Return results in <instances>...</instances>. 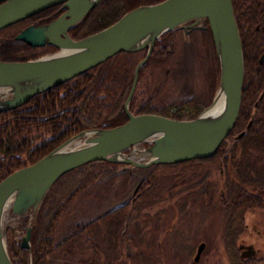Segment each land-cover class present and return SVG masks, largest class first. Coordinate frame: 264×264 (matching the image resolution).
Returning <instances> with one entry per match:
<instances>
[{
  "label": "trees",
  "instance_id": "1",
  "mask_svg": "<svg viewBox=\"0 0 264 264\" xmlns=\"http://www.w3.org/2000/svg\"><path fill=\"white\" fill-rule=\"evenodd\" d=\"M159 1L162 0H100L69 29V35L75 40L83 38L107 27L141 4ZM231 2L241 39L244 67L236 122L230 137L222 140L212 156L190 159L174 166L199 165L204 160L214 164L222 161L219 167L228 177L238 172V185L228 179L223 191L217 195L226 219L222 231L224 253L230 264H259L262 260L260 246L255 245L256 256L243 259L236 242L247 229V212L264 207V196L252 188L255 182H264V59L261 63L258 61L264 51V0ZM60 6L48 7L0 29V60L26 61L55 51L56 47L51 45L33 47L15 39V36L30 24L53 20L63 12ZM184 41L180 28L169 30L155 40L149 58L138 72L129 102L132 114L155 113L173 119H191L210 105L220 73L214 43L210 42L209 52L206 42H199L195 56L203 78L201 86L204 87L194 93H186L184 86L174 81L176 75L184 81L187 78L182 67V63L187 61L182 57L187 54L177 50ZM145 53V48L135 52L121 51L75 77L33 95L22 105L1 111L0 181L13 171L32 164L82 130L109 128L124 123L127 116L123 104L132 84L134 68ZM168 84H173V88L177 86L178 93L166 92ZM240 132L243 134L237 137ZM229 141L236 146H227ZM221 150L226 153L222 155ZM162 166L134 168L135 174L143 175L142 193L133 201L119 206L114 203L129 195L135 181L129 170L120 168L117 163L99 160L64 173L53 183L37 211L21 216L15 231H6L7 251L12 263L45 264L47 256L57 249H66L76 238H83L88 247L102 253L97 243L94 246L90 244L93 225L99 220L111 219L119 223L117 237H125L120 235L121 227H127L136 216L137 201L156 190V171ZM146 185L149 187L145 188ZM90 200L96 204L102 201L114 203L92 215ZM103 212L105 214H101ZM28 225L31 226L30 251L21 248L18 243L16 249L13 246L14 233L22 235ZM14 256L18 257L17 261Z\"/></svg>",
  "mask_w": 264,
  "mask_h": 264
},
{
  "label": "water",
  "instance_id": "2",
  "mask_svg": "<svg viewBox=\"0 0 264 264\" xmlns=\"http://www.w3.org/2000/svg\"><path fill=\"white\" fill-rule=\"evenodd\" d=\"M100 0H0V29L21 21L48 7L61 4L63 12L44 24H30L15 39L33 47L51 45L50 54L26 61L0 60V111L16 108L35 94L48 90L102 63L121 52L146 49L136 64L133 80L124 101L127 120L109 128L82 130L33 162L0 181V264H13L1 225L3 211L10 205L18 217L36 212L53 183L64 173L93 161H107L146 168L174 164L212 156L233 128L241 102L244 77L242 45L231 0H162L141 4L107 27L80 39L69 29L77 24ZM208 21L219 64V83L213 99L196 117L173 119L155 113L132 114L129 102L136 87L138 72L149 58L155 40L163 33L182 27H194ZM191 22L187 25L186 23ZM195 28V27H194ZM258 28V26H256ZM264 52L259 57L261 63ZM223 94L222 109L213 116L204 113ZM256 105V104H255ZM240 132L237 137L241 136ZM153 137V140L149 138ZM80 139L77 146L72 144ZM151 143L135 152L145 160L132 159L134 148L143 141ZM72 141L71 146L63 148ZM105 214V212L101 213ZM31 226L20 238V247H31ZM205 243L201 242L193 261H198ZM240 257L256 254L253 244H239Z\"/></svg>",
  "mask_w": 264,
  "mask_h": 264
},
{
  "label": "rangeland",
  "instance_id": "3",
  "mask_svg": "<svg viewBox=\"0 0 264 264\" xmlns=\"http://www.w3.org/2000/svg\"><path fill=\"white\" fill-rule=\"evenodd\" d=\"M193 49L191 46V50L188 53L190 55L186 61V66L190 71L188 75L192 74V76L186 78L185 81H187V86L194 88L196 91L204 86H201L203 78L200 76L196 63L195 54L198 50ZM50 53L52 52L44 53L41 56ZM174 77L175 83H185L179 75ZM188 81H190V84ZM168 85L165 89L166 92L178 93L177 86L173 88V84ZM229 135L230 133L227 134V136ZM82 142L83 139H80L74 142L72 146H77ZM134 147L136 150L143 149L141 142ZM130 150L132 149L124 151V155ZM254 152L257 153L256 151ZM132 155V159L145 160V156L136 152H133ZM202 163L203 165L205 164V162ZM219 163H213L212 167L208 166V171L206 167L194 169L189 164L176 167L167 165L156 171L157 185L156 190L153 192L154 194L157 192L158 196L156 194L154 200H152L154 195L152 192L147 196V200L144 199L139 204L141 210L138 219L143 227V235L140 232L139 236L142 238H138L136 226H134L137 215L129 222L132 224H128L129 226L127 227L129 237H132L133 240L137 239L133 242L137 246L135 250L142 249L144 255L148 257V260H144L143 264H230L224 253V240L222 238L226 219L222 207L217 201V195L219 192L221 193L220 182L222 180L227 181L229 177L226 173H223L224 178H221ZM134 183L135 181L132 182L131 189ZM254 184L252 188L264 196V182H255ZM125 198L117 200L115 203ZM113 203L102 201L100 204H96L91 201L90 212L92 215H96L108 209ZM246 216L249 221L255 223L254 228L260 232V235L256 233L255 229L247 228L238 237L237 241L244 240L247 244L253 241L256 246H260L259 256L262 257V260L259 264H264V207L250 210ZM19 219L17 215L11 212L10 205H7L1 218L2 228L5 232L10 229L15 231ZM111 222L114 221L102 219L96 222L95 226L98 228L101 238L105 233V226ZM14 235L13 246L17 249V245L19 244L20 246V236L22 235H19L18 232H15ZM77 239L71 241L66 249L53 251L52 254L46 257L45 264H86L91 259L90 251L86 247L79 246ZM200 241L205 242V247L200 259L194 263L193 258ZM5 243L7 248L6 233ZM16 243L18 244L16 245ZM14 260L17 261L18 257L14 256Z\"/></svg>",
  "mask_w": 264,
  "mask_h": 264
},
{
  "label": "flooded vegetation",
  "instance_id": "4",
  "mask_svg": "<svg viewBox=\"0 0 264 264\" xmlns=\"http://www.w3.org/2000/svg\"><path fill=\"white\" fill-rule=\"evenodd\" d=\"M189 23H191V22H188L185 25H187ZM194 27H191V28L182 27V28H180L181 34H182V36H184L185 41H184V44L182 46H179L177 48V50L184 51L183 53L187 54L186 56L182 57V60L183 59L187 60V57L190 55L188 53L191 50V46L194 48L193 50H197V48L200 47L199 42L204 43L201 40H204L206 42L207 50H209V52H211L210 42L212 41V43H213V40L211 39V41L209 42V35H211V31H210V28L208 25V21L203 20L201 23L196 24ZM202 36H206V38H204ZM210 38H212V36ZM173 62H174V64H177L176 61H173ZM182 67L184 69V72L187 74V78H190L192 76V74L188 75V72L190 73V71H189L188 67L186 66V62L182 63ZM186 82L187 81H185L184 84L182 83V85L184 86V90H185L184 92L194 93L195 92L194 88L187 86ZM188 83L190 84V81H188ZM233 137H235V135ZM226 145L227 146H233V145L236 146L234 144V142H230V141L227 142ZM220 153H222V155H223L226 152L224 150H221ZM202 162H205L206 166H205V164L203 165ZM202 162H200L199 165L195 164L196 166L192 165V164H189V166L191 168H194V169L206 167L207 171L209 170V168H207L208 166L209 167L213 166V163H211V162L208 163V160H204ZM219 162H220L219 164L222 163V161H219ZM179 163H181V162H179ZM179 163H174V164H179ZM174 164H162L163 165L162 167H165L167 165H169L170 167H176V166H174ZM119 166H120V168L129 170L134 175L135 183H134V186L131 189V192L129 193V195L124 200L115 203L118 206L125 204L129 200L133 201L134 197L139 196L142 193L141 185L143 183V175L135 174L133 171L134 168L138 169L139 167H134L131 165H126V164H119ZM151 166H149V167H151ZM140 169H143V168H140ZM219 172L221 173V178L223 179L224 178V174H223L224 169L222 167H220ZM237 177H239L238 172L236 175H234V174L230 175L229 179L232 182H234V184L238 185ZM225 182L226 181H224V180H222V182H220L219 187H220L221 192L224 189ZM148 187H149V185L145 186V188H148ZM152 194H154V192ZM156 194H157V192H156ZM156 194L153 195L152 200H154V196ZM157 196H158V194H157ZM144 199L147 200L148 197L147 198L146 197L141 198L139 201H137V211H136L137 219H136L134 226H136L138 236L140 235V232H141V234L143 233V227H142V224L140 223L141 221L138 219V216L140 215V210H141L139 207V204L142 203ZM246 219L249 220L247 217H246ZM128 224L130 225L132 223H128ZM128 224H127V227L129 226ZM140 224H141V226H140ZM95 225H96V223L91 228L92 238L90 239V244L94 246L97 243L99 246L98 249L100 251H102V253H100V252L97 253L96 249H92V248L88 247L89 244H87L83 238H78L76 240L79 242L78 243L79 246H81L83 248L86 247L90 251L91 259H89V261H87L86 264H134V263L135 264H143L144 260H148L147 259L148 257L144 255V252L142 249H136L135 250V247H137V246H135L133 242H134V240H137V239L133 240L132 237H129L128 229H127V227H124V225L120 229V235H126V236L125 237L122 236L121 238H119V237H117V230L119 227V223H117V222L108 223L104 228L105 233L102 236L103 240H101L102 238L100 236V232ZM254 226H255V223H253L251 221H248L245 224V227L251 228V229H255ZM255 230H256V232L258 231L257 229H255ZM138 238L141 239L142 237L139 236ZM201 242H204V241H200V243ZM241 243L245 244V245L247 244L246 241H244V240L243 241L242 240L237 241V243H236L237 248H238V245ZM251 243L254 244L253 241ZM254 246H255V244H254ZM197 247H196V251H197ZM196 251H195V254H196ZM239 255H240V251H239ZM256 255H257V250H256L255 255H252L250 257L243 258V259H249V258L254 257ZM195 262H197V261H194V263Z\"/></svg>",
  "mask_w": 264,
  "mask_h": 264
},
{
  "label": "bare ground",
  "instance_id": "5",
  "mask_svg": "<svg viewBox=\"0 0 264 264\" xmlns=\"http://www.w3.org/2000/svg\"><path fill=\"white\" fill-rule=\"evenodd\" d=\"M234 14V12H233ZM235 18V17H234ZM236 22V21H235ZM237 25V24H236ZM238 29V28H237ZM239 32V31H238ZM240 36V35H239ZM241 40V39H240ZM242 45V44H241ZM243 54V53H242ZM0 93L2 95V97L6 96L5 95V91L3 90H0ZM223 102H224V97H223V94H219L218 97H217V100L215 102V104L210 108L208 109L205 113H204V116L205 117H209V116H213L216 112H218L220 109H222V106H223ZM150 140H153L154 138L153 137H150L149 138ZM71 143H73L72 141H70L69 143L66 144V146H64L63 148H66V147H69L71 146ZM133 156V155H131ZM134 158V157H133ZM140 158V157H139ZM2 180V179H1Z\"/></svg>",
  "mask_w": 264,
  "mask_h": 264
}]
</instances>
